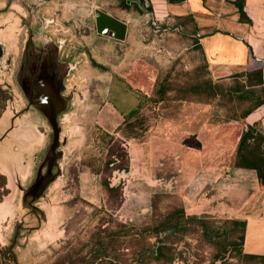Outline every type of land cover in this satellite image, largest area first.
I'll list each match as a JSON object with an SVG mask.
<instances>
[{
  "label": "rangeland",
  "instance_id": "1",
  "mask_svg": "<svg viewBox=\"0 0 264 264\" xmlns=\"http://www.w3.org/2000/svg\"><path fill=\"white\" fill-rule=\"evenodd\" d=\"M139 1L0 0V9L7 10L0 15V43L5 45L0 83L5 85L13 83L11 63L20 46L24 49L29 40L44 43L40 37L45 30L61 34L70 27L73 38L84 45L89 33H97L96 10L125 26L121 40L97 33L102 50L96 60L110 73L93 68L89 55L77 54L72 61L75 68L64 80L71 109L61 124L62 157L55 179L39 199L24 201L19 186L33 182L29 163L46 140L15 124L12 136L22 144L13 149L17 165L12 167L18 170L10 173L9 194L1 196L0 191V245L14 242L15 264H102L97 239L104 240L107 253H115L117 264H161L145 257L154 238L143 229L178 206L193 219L183 221L169 239L175 249L171 264H218L213 262L218 244L234 238L227 233V220L247 216L264 224V190L255 173L230 168L240 135L251 130L264 137V87L246 89L237 79L214 78L201 44L179 31L155 29L141 13L136 15V8L145 11L149 6ZM132 12L136 16L127 34L126 15ZM157 23L171 28L175 22ZM208 83L220 87L213 97L206 93L213 87ZM139 93L160 98L131 119L136 139H129L122 117L107 104L131 97L138 101ZM11 94L22 100L15 89ZM97 126L124 142L135 163L133 169L110 177L111 185L121 188L116 194L100 189V178L107 175L89 173L103 170L108 148L117 144L111 142L99 152L93 141ZM25 157L28 166H23ZM155 194L159 196L153 206ZM250 241L246 237L243 250L264 255L249 248ZM222 256L226 264H262L258 258H241L230 247ZM112 258L106 260L113 264Z\"/></svg>",
  "mask_w": 264,
  "mask_h": 264
},
{
  "label": "crops",
  "instance_id": "2",
  "mask_svg": "<svg viewBox=\"0 0 264 264\" xmlns=\"http://www.w3.org/2000/svg\"><path fill=\"white\" fill-rule=\"evenodd\" d=\"M143 3L153 6L150 5L151 9L145 11H141L138 7L135 13L136 15L141 13L140 17L154 25L155 29L179 31L195 38L201 44L207 62L208 58L211 60L209 67L217 74L214 78L231 77L245 85L246 73L261 70L262 84L256 87H264V0H143ZM135 13L126 15L127 34L131 27L129 21H133ZM170 19L175 22L172 23L171 28L158 26L157 21L160 24V20L166 22ZM71 29L69 27L68 33L61 34H54L52 28L42 32L52 42L56 51L66 56L69 70L75 68L76 62L72 64V61L77 54L89 55L95 62L105 65L96 60V56L100 55L102 50L98 40L99 35L95 31L89 33L87 40L83 38L85 41L82 45L74 39L71 31H75ZM219 58L224 62L219 64V61H216ZM107 105L114 112L116 109L120 115L135 108L137 100L131 97ZM260 123L264 132V116ZM20 144L21 141L18 142L14 138H6L0 142V172L7 178L8 189H10L9 178L13 177L10 173L18 170L12 167L17 165L14 162L13 149H17ZM131 149L135 148L132 146ZM133 167L135 163L131 159L130 168ZM22 185L23 183H20V186ZM238 220L246 223L245 239L247 237L251 240L249 248L252 246L253 249L264 251V224L256 218L253 220L247 216Z\"/></svg>",
  "mask_w": 264,
  "mask_h": 264
},
{
  "label": "flooded vegetation",
  "instance_id": "3",
  "mask_svg": "<svg viewBox=\"0 0 264 264\" xmlns=\"http://www.w3.org/2000/svg\"><path fill=\"white\" fill-rule=\"evenodd\" d=\"M6 11L7 10L5 7L3 9H0V15L6 13ZM2 28L0 26V30ZM40 39L43 40L44 43L38 44L33 40H29L24 45V49L20 46L18 52L16 53V56L14 57L13 62L11 63L13 83H9L8 85L0 83V142L6 138H14L12 135L15 134L14 130L16 122L21 123L20 127L22 132H24L25 130L27 134H32V137L35 139L46 140V144L40 152L34 151V153L32 154V161L30 160L29 163L31 164L32 170V174L29 177V180H32L33 182L29 184L26 188H21L24 187V184L19 188L24 189V201H26L28 198L31 199V193H29V189L40 175L45 174L47 169V164L45 163V160L46 158L47 162L49 160V157L47 155L49 154L50 144L53 137V128L50 120L51 118H53L56 122L57 127L60 130L59 141L61 142V123L63 122L65 116L67 115L70 109L69 95L65 93L64 86L65 76L67 75V73L65 72V65H67L66 56L64 57V55L61 54L60 51H56L54 45L48 40L47 36H41ZM4 48L5 45L0 43V58H2ZM14 89L17 92L19 98L22 100L17 101L16 96L11 94ZM9 102L14 104L8 107ZM8 110L11 111L10 116H6ZM124 114L126 113L120 114L123 119V122H125L123 117ZM28 131L34 132L28 133ZM129 139H136V137ZM16 140L20 139L16 138ZM61 146L62 143L59 144V147L55 149V155H60L59 152H62ZM126 152L128 155L129 170L132 154L129 153L127 147ZM130 152L135 153L136 150L131 149ZM25 159L27 160L23 162V166L24 164L28 166V164L26 163L29 160L27 157H25ZM58 161L59 160L55 158L53 164H51L52 176L55 175V169L57 168ZM127 171H115L112 173V175L114 173H122ZM103 172L104 168L100 171H89L90 174L99 175V177L104 174ZM53 179L54 177L51 178L48 186L53 181ZM101 181L102 179L100 178V189L103 190L105 188L102 186ZM110 186H112L111 182ZM0 191L2 192L1 196H6L9 194V189L7 188V178L1 172ZM34 193L35 194L32 193L31 195H36L37 198L35 197V199H39L41 197L38 196L37 192ZM148 229L149 228L143 230L148 231ZM2 248H8L14 253L15 244L14 242H11L4 246L0 245V249ZM1 261H3V258H1Z\"/></svg>",
  "mask_w": 264,
  "mask_h": 264
},
{
  "label": "trees",
  "instance_id": "4",
  "mask_svg": "<svg viewBox=\"0 0 264 264\" xmlns=\"http://www.w3.org/2000/svg\"><path fill=\"white\" fill-rule=\"evenodd\" d=\"M142 2L143 1L141 0L139 1V3L141 4ZM150 5L151 7L153 6L152 4ZM150 5L147 8L149 10L151 9ZM90 64L93 68H96L101 72L110 73V69L102 64L96 63L92 60H90ZM208 84L209 86L213 87L211 88V90L206 91V93L213 97L214 90H220L218 89L220 87L211 85V83ZM261 84V70H254L252 72L246 73L245 85L243 86L244 88L252 89ZM157 93L158 96L162 95L163 89L159 88L157 90ZM159 98L160 97L151 98L142 93H139V100L137 101L136 107L123 115L125 120L123 125L124 127H126L125 131L127 130L126 137L135 138V134H133V122H131V119L135 118L140 113L146 103H156ZM119 128L120 127H118L117 130H119ZM93 141L96 143L97 150L99 152H103L111 142L115 141V139L111 133L97 126ZM115 142H117V144L110 146L107 150V159L104 164L103 172L104 174H107V176L104 177L101 181L102 186L108 192H111L113 194H116L119 191L120 187L110 186V177L112 173L115 171L121 172L128 170V155L126 152L125 143L119 139H116ZM262 144H264V137L257 133H253V131L251 130L245 131V133L239 136V141L233 154V161L230 163V168L253 171L255 173L259 186L264 190V150L262 148ZM94 160L98 159L94 158ZM92 172H95V170H92ZM158 196V194H155L152 197L151 203L153 206L156 204ZM192 219L193 218L191 217L185 216L183 207L181 206L174 208L173 210L162 216L156 224L148 229V231L151 232L152 237L154 238V242L152 244H149V248L145 257H149L151 263L154 262L161 264H171L174 260L175 249L173 247L174 242H170L169 239L171 236H174L177 230L181 228V224L183 223V221ZM226 224L230 225V229L227 230V233L232 235L234 238L229 237V239L223 240L218 244L219 249L214 254L213 262L215 261L218 262V264H226V260L222 255H224L230 247L231 249H236L238 255H240L241 258H258L260 259L261 263L264 264V255L250 254L243 250V246H246V244H244L246 223L244 221L234 219L227 220ZM133 234L137 236V233L134 232ZM118 236L119 234H117L115 238H117ZM96 244L100 246V251L103 255L101 259L102 264H111V261L106 260L110 255L113 257V264H117L119 262L118 258L115 256V253H107V249H105L104 247V240L97 239ZM1 258H3V261H1ZM0 264H15L14 253L10 249H0Z\"/></svg>",
  "mask_w": 264,
  "mask_h": 264
},
{
  "label": "water",
  "instance_id": "5",
  "mask_svg": "<svg viewBox=\"0 0 264 264\" xmlns=\"http://www.w3.org/2000/svg\"><path fill=\"white\" fill-rule=\"evenodd\" d=\"M95 16H96L95 20H96V31H97V33H99L100 35H104V36L116 39V40H121L124 38L125 26L121 22H119L118 20H116V19L112 18L111 16L105 14L104 12H101L98 10L95 11ZM65 67H66L65 72L66 73L69 72L70 70L68 67V63H67V65H65ZM67 75H68V73H67ZM69 102H70V109H71V97H69ZM70 109H69V111H70ZM50 122H51V125L53 128V137H52V141L50 144L49 154L47 155L49 157V160H48V162L46 161L47 158L45 160V163L47 164V169H46L45 174L40 175L37 178L35 183L31 186V188H30L31 190L29 189V193L35 194L34 192H37L38 196L43 195L44 190L47 188L51 178L55 176V175L54 176L51 175V164H53L54 159L57 158L58 160H60V158L62 157L61 151L59 152L60 155H55V149L58 148L59 144L62 143V133H61V142H60L59 141V131L60 130L57 127V124L53 118H51ZM62 131H63V127H62ZM31 194H30V196H31L30 200H34L35 197L37 198L36 195L32 196Z\"/></svg>",
  "mask_w": 264,
  "mask_h": 264
}]
</instances>
